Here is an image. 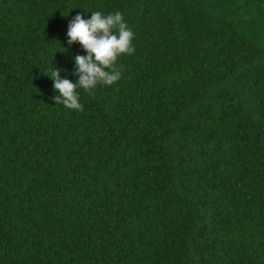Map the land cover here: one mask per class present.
<instances>
[{"label": "trees", "instance_id": "1", "mask_svg": "<svg viewBox=\"0 0 264 264\" xmlns=\"http://www.w3.org/2000/svg\"><path fill=\"white\" fill-rule=\"evenodd\" d=\"M95 11L135 53L69 110ZM0 264H264V0H0Z\"/></svg>", "mask_w": 264, "mask_h": 264}, {"label": "clouds", "instance_id": "2", "mask_svg": "<svg viewBox=\"0 0 264 264\" xmlns=\"http://www.w3.org/2000/svg\"><path fill=\"white\" fill-rule=\"evenodd\" d=\"M68 43H80L87 55L74 57L79 77L76 83L69 79H61V70L53 69L49 76L54 82V90L58 93L55 102L63 107L82 112L80 92L83 89L94 94L98 86H112L122 77L118 64L121 56L135 53L133 40L135 33L126 23L121 12L116 11L107 15L101 11L91 13L90 19L77 15L68 27Z\"/></svg>", "mask_w": 264, "mask_h": 264}]
</instances>
